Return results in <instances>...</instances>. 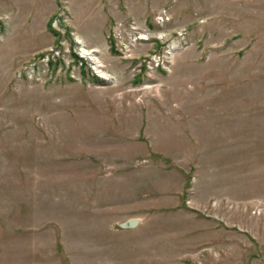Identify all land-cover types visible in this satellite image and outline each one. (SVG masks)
<instances>
[{
    "label": "rangeland",
    "instance_id": "rangeland-1",
    "mask_svg": "<svg viewBox=\"0 0 264 264\" xmlns=\"http://www.w3.org/2000/svg\"><path fill=\"white\" fill-rule=\"evenodd\" d=\"M0 264H264V0H0Z\"/></svg>",
    "mask_w": 264,
    "mask_h": 264
},
{
    "label": "built area",
    "instance_id": "built-area-1",
    "mask_svg": "<svg viewBox=\"0 0 264 264\" xmlns=\"http://www.w3.org/2000/svg\"><path fill=\"white\" fill-rule=\"evenodd\" d=\"M164 18H165V20H168L169 18H170V16L169 15H165L164 16ZM81 51L84 53V54H86V55H82V53L80 52V56L81 57H83V58H85V59H87L86 58V56H88L89 57V54L92 52L91 50H84V49H81ZM88 51V52H87ZM166 57V56H165ZM42 60H43V63H44V65H45V69H47V66H48V57L46 56V57H43L42 58ZM80 63H83V59H81L80 61H79ZM157 68L159 67V66H161V64H162V61L161 60H158L157 62ZM95 64H97V63H95ZM36 65V64H35ZM35 65H33L32 64V70H31V72H30V74L32 75V74H35V75H37V73H39V70L37 69V67L35 66ZM33 66L35 67V69L33 70ZM29 67H31L30 65H28L27 67H26V72L28 71V68ZM100 67H104V66H99V68ZM156 68V69H157ZM102 70V69H101ZM28 73V72H27ZM102 73V72H101Z\"/></svg>",
    "mask_w": 264,
    "mask_h": 264
},
{
    "label": "water",
    "instance_id": "water-1",
    "mask_svg": "<svg viewBox=\"0 0 264 264\" xmlns=\"http://www.w3.org/2000/svg\"><path fill=\"white\" fill-rule=\"evenodd\" d=\"M137 223H138V220L137 219L130 218V219L122 222L121 223V226H123V227H130V226H134Z\"/></svg>",
    "mask_w": 264,
    "mask_h": 264
},
{
    "label": "bare ground",
    "instance_id": "bare-ground-1",
    "mask_svg": "<svg viewBox=\"0 0 264 264\" xmlns=\"http://www.w3.org/2000/svg\"><path fill=\"white\" fill-rule=\"evenodd\" d=\"M100 61V60H99ZM99 66H100V63L98 64ZM101 71H103V69L101 70ZM103 73H105V72H103ZM136 225V224H135Z\"/></svg>",
    "mask_w": 264,
    "mask_h": 264
}]
</instances>
